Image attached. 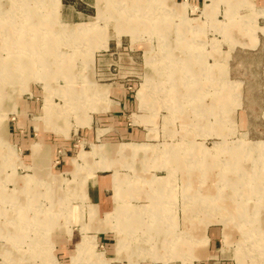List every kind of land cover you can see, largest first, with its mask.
<instances>
[{
    "label": "rangeland",
    "instance_id": "1",
    "mask_svg": "<svg viewBox=\"0 0 264 264\" xmlns=\"http://www.w3.org/2000/svg\"><path fill=\"white\" fill-rule=\"evenodd\" d=\"M135 2L0 0V248L25 264H264V4ZM51 24L73 77L30 52ZM174 222L192 237L178 256L160 247Z\"/></svg>",
    "mask_w": 264,
    "mask_h": 264
},
{
    "label": "bare ground",
    "instance_id": "2",
    "mask_svg": "<svg viewBox=\"0 0 264 264\" xmlns=\"http://www.w3.org/2000/svg\"><path fill=\"white\" fill-rule=\"evenodd\" d=\"M109 1V0H108ZM151 2H152V0H147V1H145V3L143 4V2H141V1H138L137 0V2H135V5H137L138 4V7H139V9H141L142 8V5H146V4H151ZM113 3H114V5L117 7L118 6V3H116V2H114L113 1ZM28 5V4H27ZM29 6V5H28ZM183 6L186 8L187 6H189V4H188V2L187 1H185V3L183 4ZM27 7V6H26ZM264 7V6H263ZM26 10V12L29 14L30 12H33L32 11V9L31 8H25ZM11 11H12V13H13V11L15 12V13H17V9L14 7V9L12 8L11 9ZM119 11L121 12V13H123L120 9H119ZM30 14H32V13H30ZM11 16H14V14L13 15H11ZM34 16H36V15H31L30 16V20L32 19V17H34ZM40 20H44V21H46V22H53L54 20H51V17H47V19H46V17H44V16H42V17H40V18H37L36 19V21L37 22H44V21H40ZM36 21H34L33 20V22L34 23H36ZM29 23V22H28ZM116 24H117V27L120 25L119 23V20H116V22H115ZM115 24V25H116ZM28 26V25H27ZM30 26H31V28H32V30H38L41 26H42V28H43V26H47V25H39V24H30ZM153 28H156V29H158L159 28V26L158 25H154L153 26ZM55 29V26L53 25V24H51L50 26H49V28L48 29H46V30H44V29H41L40 31H35V32H33V35L31 36V38H39L38 40H34V41H32V40H30V41H27V43H29L31 46V54L33 53V55L34 54H36V55H38V54H42V51H43V55L45 54V55H47V57H49V58H44L43 59V61L45 62V61H47V62H45L42 66H43V68L44 69H46V67H49V68H53V66H55L56 68V70H58V74L60 75V74H63V75H65L66 77H70L69 75H68V72H69V74L71 73V71H73V69H75V67H74V62H73V58H74V56H72L71 54H62L61 52H60V49L58 50L55 46H56V44H58V33H57V31H55L54 30ZM14 33L15 34H18V33H16V31H14ZM4 34H6V36H10V33L8 32V31H4ZM13 35V33H11V36H13L12 38H18V36H16V35ZM183 36H185V35H183ZM81 38H84V37H82V36H79V31H77V36H76V39H81ZM26 43V44H27ZM39 45H42V47L40 48V51H38L39 49H37V48H39ZM37 57L38 56H36V58H35V60L37 59ZM68 58V59H67ZM52 59V60H51ZM67 59V60H66ZM50 61H54V63L53 62H50ZM65 61H67V62H65ZM156 64V63H155ZM32 68H34V70H37L38 68H39V65L38 64H32ZM9 69V68H8ZM6 70H7V67L5 66V65H3L2 66V69H1V73L0 74H4V75H2L3 76V78H4V76H5V73H6ZM74 72V71H73ZM7 74V73H6ZM71 76L73 77V76H75V72L73 73V74H71ZM71 77V78H72ZM4 80H5V78H4ZM193 83H194V81H193ZM192 83V84H193ZM196 84V83H195ZM3 143H6V141L4 140V139H1V141H0V145H2ZM128 144V143H127ZM139 145L138 144H128V145H119L118 147H116L115 149H113V148H107V150H114V151H117V152H123V153H125L126 152V150L129 148V147H131V150L133 151H137L138 150V147ZM143 146H146V145H143ZM260 147V146H259ZM259 147H256V149L258 148V149H260ZM245 148V147H244ZM173 149H176V148H173ZM240 149H242V148H240ZM175 151V150H174ZM83 152H81L80 153V158L81 157H83ZM175 154V153H174ZM241 154H243L244 156H246L247 155V153H243V152H240V153H237V156H241ZM255 155H257V156H259V157H264V153H260V154H255ZM181 154H177V156L176 157H178V159L179 158H181ZM179 163H180V165H179V167H180V169L179 170H181L182 171V165H181V161L179 160ZM215 162H211L210 163V165H212L213 166V164H214ZM170 164H171V161H170ZM216 164V163H215ZM238 164V163H237ZM162 165H164L165 167H168L169 166V163L168 162H164V164H162ZM207 166V165H206ZM188 167H189V165H188ZM187 167V168H188ZM189 169V168H188ZM228 170V169H227ZM242 174H240L239 175V178L240 179H242L241 178V176H244L245 175V173H247V171H246V169H243V172H241ZM263 175V176H262ZM218 177V176H217ZM222 178V177H221ZM264 178V169H260L259 170V174H258V176L256 177H253V178H250V179H252V180H257V179H263ZM172 179L171 178H168L167 180H165V183L163 182V183H160L158 186H156L155 187V189L154 190H156L155 191V196H156V198H159V199H161L163 202H164V199H166L168 196H167V194H164V196H162V193H160V191L165 187V184H168V183H170V181H171ZM29 182V181H28ZM264 186V185H263ZM253 187H256V185H252V187H250L248 184H246V185H244V186H238V187H235L236 188V195L237 196H239L240 198H243V196H248V194H249V192H244V191H241V189L242 188H253ZM252 190V189H251ZM168 193V192H167ZM209 197H210V195H209ZM244 197V198H245ZM159 199H157L158 201H159ZM222 202V201H221ZM142 207H144V205H142ZM165 207V206H164ZM167 207V206H166ZM197 209V207L195 208H193V210H192V212L193 211H195ZM134 211L136 212V213H134ZM132 210V211H130V212H124V210H117L116 212H117V214L118 215H121V216H123V219L125 218H127V219H131L132 217H130V214H138L139 213V211H137V210ZM189 211V210H188ZM246 211V210H245ZM191 212V211H190ZM137 219V218H136ZM139 219H142V218H139ZM159 219V218H158ZM171 219H169V221H170ZM41 222H43V221H41ZM30 224V223H29ZM33 224V223H32ZM33 225H37V224H33ZM30 226V225H29ZM166 226V228H165V230H162V232L164 233L163 234V237H162V239H160V247L164 250V251H167L168 250V252H171V251H174L175 253H176V255L178 256L179 254L181 255V254H183V253H185V252H189L193 247H191L190 246V241L192 240V237H191V235H190V233L189 232H185V229H182V228H178V226H177V224H176V222H174L173 224H168V225H165ZM24 227V226H23ZM23 227H20V228H23ZM19 228V229H20ZM24 228H26V227H24ZM28 228V227H27ZM170 228H172L173 229V231L172 232H169V233H167L168 232V229H170ZM21 230V229H20ZM251 230H253V229H251ZM260 230V229H259ZM230 231V230H229ZM254 231H256V230H254ZM166 232V233H165ZM174 232V233H173ZM9 234L10 235V242L12 243V246H14L17 250H19V251H25V250H27V248L29 247V246H31V244L32 245H34L35 243H36V241H35V239H25L23 236H24V234H22L21 232H15L14 234L13 233H9V232H1V234L3 235V236H5L4 234ZM252 235V234H251ZM0 239H1V236H0ZM3 239V238H2ZM185 239V240H184ZM191 239V240H190ZM189 241V242H188ZM183 242H185V243H187V246H186V244L185 243H183ZM188 243H189V245H188ZM175 246H177L175 249H173ZM194 248H195V246H194ZM1 249V251H2V253H0V256H2L3 257V262H8V263H10V264H25L26 262H28L29 261V259H28V257L25 255V254H17V253H15V254H13V252H11L10 251V249L8 250V248L7 249H2V248H0ZM29 249V248H28ZM81 249H82V246H81ZM194 250V249H193ZM78 255H80V253L78 254ZM77 258V257H76ZM264 262V261H263Z\"/></svg>",
    "mask_w": 264,
    "mask_h": 264
},
{
    "label": "crops",
    "instance_id": "3",
    "mask_svg": "<svg viewBox=\"0 0 264 264\" xmlns=\"http://www.w3.org/2000/svg\"><path fill=\"white\" fill-rule=\"evenodd\" d=\"M260 1H262L263 4H264V0H260ZM119 103H120V102H119ZM123 103H125V101H123ZM118 108H119V107H118ZM112 117H114L113 114H112ZM116 118H118V117H116ZM129 132H130V131H129ZM120 133H124V129H123V128H121Z\"/></svg>",
    "mask_w": 264,
    "mask_h": 264
}]
</instances>
